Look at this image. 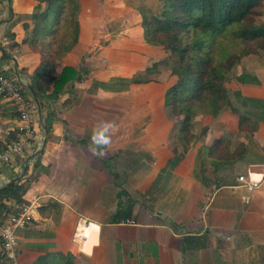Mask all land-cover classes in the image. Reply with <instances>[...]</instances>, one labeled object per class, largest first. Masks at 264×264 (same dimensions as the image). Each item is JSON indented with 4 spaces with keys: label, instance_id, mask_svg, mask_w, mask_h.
<instances>
[{
    "label": "crops",
    "instance_id": "1",
    "mask_svg": "<svg viewBox=\"0 0 264 264\" xmlns=\"http://www.w3.org/2000/svg\"><path fill=\"white\" fill-rule=\"evenodd\" d=\"M142 1L77 0L78 39L55 70L71 66L79 77L57 97L43 98L41 108L36 103L31 154L7 167L15 178L28 164L17 182L26 186L22 198L33 218L18 231L19 264H264V54L242 57L225 82L231 106L247 112L256 129L240 130L237 114L224 107L217 116H192L193 138L185 143L179 119L164 104L176 76L160 71L126 87L113 81L141 76L166 56L144 40ZM37 5L0 0V46L15 52L1 64L24 84L40 62L25 40ZM243 98L251 99L244 107ZM0 112L8 120V108ZM41 120L50 122L49 131ZM105 121L115 127L110 143L97 148L92 133ZM217 138L228 139L231 150L242 144L243 153L229 162H200ZM239 175L260 185L247 190ZM12 178L1 176L0 185ZM82 220L99 230L85 227L79 248L73 234Z\"/></svg>",
    "mask_w": 264,
    "mask_h": 264
},
{
    "label": "trees",
    "instance_id": "2",
    "mask_svg": "<svg viewBox=\"0 0 264 264\" xmlns=\"http://www.w3.org/2000/svg\"><path fill=\"white\" fill-rule=\"evenodd\" d=\"M36 1L34 28L25 40L40 55L29 83L41 108L43 98L57 97L68 82L79 77L71 66H64L59 73L55 70L60 56L77 42L79 5L77 0ZM40 3H45L43 9ZM261 5V0H162L156 12L141 13L144 40L162 46L173 56L170 74L176 76V81L166 89L164 104L174 117L182 118L178 134L183 142L189 143L193 138L192 116L202 113L217 116L224 107L237 114L240 130L256 129L257 123L247 112L231 106L225 76L242 57L264 54V22L256 20L261 15ZM253 18L254 23L247 22ZM24 28L28 29L27 24ZM243 42L249 44L248 49L242 50ZM157 65L156 62L147 68L146 75L139 78H113V81L126 82L125 87L150 81L149 75L157 73ZM50 87L52 90L47 94ZM248 102L251 99L243 98V107ZM41 125L49 131L50 122L41 120ZM243 151L242 144L231 150L228 139L217 138L203 149L200 162H229ZM25 191L21 182L0 185V215L11 212L13 204L24 202Z\"/></svg>",
    "mask_w": 264,
    "mask_h": 264
},
{
    "label": "built area",
    "instance_id": "3",
    "mask_svg": "<svg viewBox=\"0 0 264 264\" xmlns=\"http://www.w3.org/2000/svg\"><path fill=\"white\" fill-rule=\"evenodd\" d=\"M27 93L26 83H22L18 75H9L0 70V107L8 108L10 113L8 120L3 121L0 117V170L5 167L13 168L14 156L22 158L25 147H32L37 138L33 112L38 109L32 95ZM237 180L247 190L260 185V180L250 175H239ZM12 209L11 212L0 215V253L3 260L9 259L11 264H19L16 256L18 230L31 221L33 212L31 204L25 201L19 205L13 204ZM94 226L96 225L89 220L77 223L73 239L79 244V248L88 237L82 228Z\"/></svg>",
    "mask_w": 264,
    "mask_h": 264
},
{
    "label": "rangeland",
    "instance_id": "4",
    "mask_svg": "<svg viewBox=\"0 0 264 264\" xmlns=\"http://www.w3.org/2000/svg\"><path fill=\"white\" fill-rule=\"evenodd\" d=\"M162 4V0H143L139 5H138V8H139V14H140V16H141V13H145V14H149V13H151V12H156L158 9H159V6ZM40 6V5H39ZM141 19H142V16H141ZM254 18L251 20V21H247L248 23H254ZM256 20H259V18L257 17L256 18ZM37 22V21H36ZM34 23V22H33ZM33 28H34V26L32 27V29H31V32H32V30H33ZM30 34V33H29ZM249 48V44L248 43H245V42H243V44H242V50H246V49H248ZM6 52H11V54L12 53H15V52H13V51H11L9 48H6ZM5 51H4V53H3V56L0 54V70H3L5 73H10V71L8 70V68H6L5 66H4V64H1V62L3 63V61H2V59H4L5 57H7L8 55H7V53H6ZM166 52V56L165 57H163L162 59H160L159 61H157V63H158V65H157V73L158 72H160L161 71V73H162V75L163 74H170V67H171V64H173L174 62H173V56L172 55H170L169 54V52L166 50V49H164V53ZM256 56V55H255ZM7 62H8V60H7ZM8 67V66H7ZM232 70V69H231ZM231 70L230 71H228L227 72V74H226V76H225V82H226V80H228V77H229V75H230V73H231ZM157 73L156 74H152V75H149V77L151 78V79H154V76L156 77L157 76ZM231 74H233V73H231ZM144 75H146V74H144ZM144 75H141V76H144ZM171 75V74H170ZM138 76V78L139 77H141V76H139V75H137ZM136 76V77H137ZM159 77V75L157 76V78ZM21 79H24L23 78V75H21ZM121 82H123V81H121ZM124 83H126V82H123L122 84H124ZM175 83V82H174ZM226 84V83H225ZM28 91V95H30L31 96V93H30V91L29 90H27ZM35 103V102H34ZM170 109V108H169ZM170 111H171V109H170ZM172 113V112H171ZM33 115H34V117H35V119L36 118H38V112L37 111H35V112H33ZM173 115V114H172ZM174 116V115H173ZM175 118H178L179 119V121H177L178 123H179V125L181 126V120H182V118L181 117H175ZM176 122V125L175 126H177V123ZM38 124H39V126H42V125H40V122L38 121ZM35 127H36V130H37V132L39 133V128H38V125H36V123H35ZM180 128V127H179ZM175 130H176V128H175ZM175 130H174V134H176V132H175ZM179 130V129H178ZM31 149H32V147H25V150H24V153H23V157L22 158H24L25 157V153L27 154L28 153V155L29 154H31ZM28 156H26L25 157V159L27 158ZM22 158H20V156H14V158H13V164H15L16 162H17V160L18 159H22ZM12 170L11 169H9V168H7V167H5V168H3L2 170H0V177L2 176V177H10V176H13V178H14V173H12L11 172ZM1 180V179H0ZM24 183L25 184H29V179L27 178V176L24 178ZM3 182L1 181V184H2ZM74 224H75V222L73 221L72 222V225H71V228L73 229L74 228ZM20 230H22V229H19L18 231L20 232ZM17 236H18V234H17ZM17 243H18V238H17ZM17 244H16V256H17V254H18V248H17ZM17 259H18V257H17ZM4 261H5V264H11V262H10V260L9 259H4Z\"/></svg>",
    "mask_w": 264,
    "mask_h": 264
},
{
    "label": "clouds",
    "instance_id": "5",
    "mask_svg": "<svg viewBox=\"0 0 264 264\" xmlns=\"http://www.w3.org/2000/svg\"><path fill=\"white\" fill-rule=\"evenodd\" d=\"M115 127V125L110 121L102 122L101 125H99L96 129L93 130L92 133V142L94 145L97 146V148L106 146L110 143V136L108 135L109 130L111 128ZM93 151H96V148L93 149ZM100 156L105 155L103 151L99 152ZM97 230H99V226H96Z\"/></svg>",
    "mask_w": 264,
    "mask_h": 264
},
{
    "label": "water",
    "instance_id": "6",
    "mask_svg": "<svg viewBox=\"0 0 264 264\" xmlns=\"http://www.w3.org/2000/svg\"><path fill=\"white\" fill-rule=\"evenodd\" d=\"M0 51H1V52H4V50H3V48H2L1 46H0ZM26 87L29 89V91H30V93H31V95H32L33 100L37 103L36 94H35V91H34V89L32 88V86L28 83V84H26ZM33 156H35V154H34ZM30 158H31V157H30ZM30 158H29V159H30ZM29 159H28V160H29ZM27 168H28V164H25V166L23 167L22 172L20 173V175L17 176V177H15V178H12V179L8 182V184H10V183H15V182L19 181V180L23 177V175L25 174Z\"/></svg>",
    "mask_w": 264,
    "mask_h": 264
},
{
    "label": "bare ground",
    "instance_id": "7",
    "mask_svg": "<svg viewBox=\"0 0 264 264\" xmlns=\"http://www.w3.org/2000/svg\"><path fill=\"white\" fill-rule=\"evenodd\" d=\"M84 228H85V227H83L82 230H83ZM83 232H84V230H83Z\"/></svg>",
    "mask_w": 264,
    "mask_h": 264
}]
</instances>
